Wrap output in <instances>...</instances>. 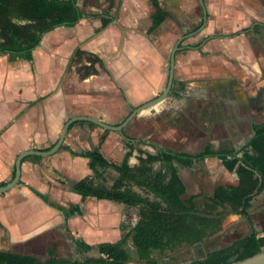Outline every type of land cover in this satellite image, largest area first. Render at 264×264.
<instances>
[{
    "label": "rangeland",
    "instance_id": "rangeland-1",
    "mask_svg": "<svg viewBox=\"0 0 264 264\" xmlns=\"http://www.w3.org/2000/svg\"><path fill=\"white\" fill-rule=\"evenodd\" d=\"M195 3L197 5H195V14L183 17V23L178 22L173 16L168 17L170 24L156 33L147 34L144 26V20L148 17L147 6L141 0L110 2L108 0H76L77 7L85 15L84 18L74 27L60 26L54 29V34H57L54 39H56L55 43L58 42L56 44L58 51L49 50V54L53 52L60 58L63 57V60L54 66V71L60 72L61 80H64L67 87H64L65 92L68 90L70 94L75 93L69 101L72 111H90L101 115L100 120L110 125L119 124L132 108L126 105V101H129L125 95L127 74L130 75L131 81L133 80L132 86L136 87L135 82L139 81L143 74L145 76L146 73L150 74L147 67L156 66V63H152L148 58L141 59L138 56L150 48L148 43L152 40L166 47L164 64L161 68L163 84L167 77L169 53L173 44L184 33L191 32L201 21L202 13L198 0H195ZM205 4L208 12L205 28L181 43V45L192 47L191 51L195 54L187 61V64L177 67L175 64L174 67V78L185 84L184 90L179 92V97L169 96L156 106L142 111L120 133L113 134L115 132L102 130L99 142H103L106 136L112 134L117 135L122 145L124 142L125 147L127 142L125 137L134 139L132 142L134 155H131L132 158L130 157L129 161L131 165H135L136 159L142 153L143 155L147 152L155 154L157 149L153 146L164 150L193 151L195 150L193 146L196 145L199 148L214 138L218 141L219 147H228L225 143L227 140H224L227 139L228 134L226 136L225 134L230 124L237 127V121L234 112L227 105L237 106L246 100L250 106H260L261 101L260 104L264 107V0H205ZM123 7L126 11H122ZM130 7L132 9H129ZM135 11L138 13L136 14ZM91 15H98V17ZM101 18L109 22L105 27L98 28L97 23L101 22ZM123 18L131 23L133 20V24L122 26L119 24V19ZM256 22L258 27L255 29ZM52 35L53 33L49 34V39H52ZM109 41L112 43V50L107 52L100 50V54H97L98 44L103 48L109 45ZM149 45L151 46V42ZM77 49L81 54L75 58L74 52ZM109 51L113 53L110 54ZM95 53L103 59L102 61L98 57L105 62L111 73L106 71L103 65L98 64L95 65V71L84 68L89 67L87 59L92 58L89 55H95ZM236 55L238 58L235 57ZM0 58H3L0 60L1 63L16 71L32 70L31 61H27L26 67H18L21 64L19 58L24 60L21 54L0 53ZM145 61L150 63L149 66ZM145 82L148 86V79H145ZM150 82H153V78ZM150 84L152 86V83ZM96 88L103 89L105 94L98 92ZM133 89V95H129V98L134 101V107L157 96H145L149 97L145 101L142 95L137 94L141 92V86L138 85V88ZM83 92L85 95L82 94ZM71 116L73 115L68 117ZM78 123L82 125L85 122ZM247 124H253L252 115L247 118ZM81 125L80 127H83ZM246 130L245 137L250 131L249 125ZM222 140L224 143L221 142ZM141 141L143 144L140 143ZM137 147H143L147 152ZM99 149L98 146L89 151L99 152ZM116 164L120 162L116 161ZM178 168L181 170L180 174L186 186V194L183 198L186 200L191 194H197L199 197L196 198V205L199 207H202L205 197L207 198L210 194L211 197L215 196L218 185L236 183L234 179H237L239 175L236 169L224 168L216 159L208 161L204 159L190 168ZM116 177L118 178V174L112 168H107L99 184L109 187V181ZM96 203L97 201L92 198L87 203L89 212L103 213V219H96L102 229L99 231L95 229L90 233L96 240L99 237L102 239L110 237L119 241L127 235L138 220V207H127L116 203L98 206ZM115 205L120 207L117 219L108 211L117 207ZM233 211L227 204L219 206L213 214L214 219L219 221L218 230L201 244L193 246L181 244L172 251L154 252L152 258L157 261V264H189L194 260L204 259L208 252L228 246L250 231L248 220L239 218L240 213ZM251 220L253 224L257 219ZM75 225L77 226L78 223L76 222ZM253 226L260 231L264 228V222L253 224ZM263 235L260 233L258 237ZM53 244L55 243L49 242L50 248L46 250L39 247L37 250L39 255L32 257L43 263L48 261L52 258L51 256H55L51 254V252L55 254V249H52ZM63 244L64 257L60 255L58 258L83 261L86 258L100 256L98 252L96 253V249L81 253L77 252L72 245L68 248L66 243L63 242ZM261 247V251L264 252V243H261ZM123 248L129 255L128 264L139 261L130 238H126Z\"/></svg>",
    "mask_w": 264,
    "mask_h": 264
},
{
    "label": "crops",
    "instance_id": "crops-1",
    "mask_svg": "<svg viewBox=\"0 0 264 264\" xmlns=\"http://www.w3.org/2000/svg\"><path fill=\"white\" fill-rule=\"evenodd\" d=\"M141 1L147 6L148 17L144 20V26L147 31L151 25V15L153 14L154 9L149 5L147 0ZM157 1L159 6L168 13L169 17L173 16L180 23H183V17H187L188 14H195V0ZM129 9H132V7ZM124 10L123 7L122 11ZM137 13L138 12H136V14ZM241 14L245 15L244 13ZM80 21L81 20H79V22ZM119 24L122 26H128L129 24H133V20L131 23L125 18L119 19ZM168 24H170V20L167 18L152 33L158 32L162 27ZM257 24L258 22L254 23V26ZM179 25L181 26V24ZM97 26H99L98 28H101V22H98ZM57 28L58 27L54 29ZM54 29L43 34L39 44L32 50L31 71H22L20 69V71H16L9 68L10 66H5L3 62L1 63L0 61V183H4V185L12 178L16 156L20 152L27 150L48 151L56 142L62 125L69 115H86L99 120L101 118V115L86 110L83 112L72 111L69 101L75 96V93L70 94L68 90L65 92L64 89L67 87H65L64 80H61L60 72L54 71V66L63 60V57L60 58L59 55L53 53L58 51L56 48L58 42L55 43L56 39H54L57 34H54ZM50 33H53L52 39H49ZM150 42L151 46L149 45ZM150 42L148 43L150 48L138 57L141 59L146 57L152 63H156V66L153 67L150 65V67H147L150 74L146 73V76L143 74V76L140 77V80L135 82V86L138 88L139 85L142 89L141 92L137 94L142 95L143 100L145 101L149 99V97L145 96H156L158 93H161L166 82L165 78V82L162 84L163 79L161 76V68L164 64L166 47L163 45L160 46L154 40ZM100 46L101 45L98 44V49H96V51H98L96 52L97 54L100 50L101 52L102 50L107 52V50H112L113 48L111 41H109V45L107 44L106 47H103L104 49ZM180 46L182 49L175 57L176 67L178 65L187 64V61L193 56V54H195L194 51H191L192 47L181 44ZM49 50H53V52L49 54ZM96 53L95 55L103 61V59ZM109 53L112 54L113 51H109ZM183 53H185V55H183ZM235 57L238 58L237 55ZM1 59L3 58H0V60ZM19 61L21 64L18 67H26V64L28 63L27 61H24L21 58H19ZM188 63L190 64V61ZM149 64L150 63H148V66ZM103 66L106 68V71L111 73L110 69L105 65V62H103ZM7 67L9 69H7ZM149 75H151L150 80L153 78V82H150L148 78ZM145 79H148L149 81L148 86H146ZM126 80H128V82L126 83L127 88L125 95L127 100H129L126 101V105L133 108L134 101L129 98V95H133V88L136 87L132 86L133 80L131 81L130 75L127 74ZM175 80L177 81L176 78ZM150 83H152V86ZM96 89L98 92L105 94L103 89H100L101 91L99 88ZM174 89L176 90V86ZM93 91H95V89H93ZM93 91H89V93H93ZM82 94L85 95L84 92ZM260 102V106H250L246 103V100L244 103L238 104L237 106L235 104L227 105L228 108H231V111L234 112L237 121V127H233V125L230 124L231 126L229 125L230 127H228L227 133L225 134V136L228 134L227 139H224L227 140L225 143H227L228 147H219L218 141L212 138L199 148H197L196 145L193 146L195 147V150L193 151L167 150L175 153L196 154L201 152L206 145H209L213 151L240 150L253 137L254 132L252 127L264 125V107H262ZM251 107H253L254 110H251ZM251 115L253 116V124L250 125L247 124V118ZM80 125L81 124L77 123L69 128L63 141V146L68 147L71 151L76 153L89 151L94 149V147L99 146V152L107 162L116 164V161H119L121 163L126 149L124 147V142L122 145L119 138H117V135H108L103 142H99L103 129L95 125L91 126L87 122L82 124L83 127H80ZM248 125L250 131L247 137H245L247 132L246 127ZM117 133L118 132H115L113 134ZM224 140L221 142L224 143ZM76 143L78 145H76ZM132 145L134 146V144ZM137 149L145 150L143 147H137ZM147 153L150 155L156 154L150 152ZM132 155H134L133 152ZM141 157L144 158L145 155L142 154ZM131 158L128 160L129 166L132 167L137 165V159L135 165L130 164L129 161ZM210 159H216L221 163L219 159L214 157L206 158L205 161ZM173 166L176 168L177 174L185 186L184 179H182L180 174L181 170L178 168L181 167L182 169H185V167L175 163H173ZM221 166L224 167L222 164ZM157 167L158 165H154V169H157ZM235 169L236 167L232 170ZM104 170L99 168L97 169V172L104 177ZM237 177V179H234L236 180V183L218 185L217 187L227 188L230 186H237L240 179L239 175ZM84 178H94L93 172L88 167V160L82 157L71 156L66 150H59L55 154L47 157L28 156L24 158L20 165V181L18 185L3 196H0V251L32 257L34 255H39V252L37 251L39 247L44 250L49 249V242H53L55 244L52 245V249H55V254L53 253L55 256L51 257L52 259L62 260L64 258H58V256L62 255L64 257L63 242L66 243L65 245L68 248H70V245L75 248L72 237L75 239H81L86 244L92 246L100 243L117 242V239H110V237L102 239L98 236L99 239L96 240L94 236L90 235L95 229L97 231L102 229L97 220L103 219V213L96 212L95 214L89 212L87 209V203L91 198L82 199L81 196L70 190L72 183ZM114 179L109 181L110 186ZM93 180L94 186H97L99 181L95 178ZM34 192L45 196L48 203L43 201ZM191 196L199 197L197 194H191L189 197ZM211 196L212 195L210 194L207 197ZM183 197L184 195L182 196V199L185 200ZM92 199L97 201L96 204L98 206H101V204L109 206L113 205L112 203H115L107 200ZM49 202L63 208L65 211L77 206L81 214L74 213L65 221L63 212L49 206ZM115 206L117 207L113 210L111 208L108 211L115 216V219H117L118 208L120 207L118 205ZM126 206L129 207L128 205ZM238 213H240V215L238 214L239 218L243 217L244 219H249L248 223L250 229L252 228L259 234L263 233L264 228L257 231L253 224L255 225L264 222V190L253 196L249 201L246 216L240 211ZM4 219L7 220L5 221ZM251 219L257 220L252 224ZM76 222L78 223L77 226L75 225ZM123 249L125 250V248ZM50 259L51 258H49V260Z\"/></svg>",
    "mask_w": 264,
    "mask_h": 264
},
{
    "label": "trees",
    "instance_id": "trees-1",
    "mask_svg": "<svg viewBox=\"0 0 264 264\" xmlns=\"http://www.w3.org/2000/svg\"><path fill=\"white\" fill-rule=\"evenodd\" d=\"M147 1L154 9L151 25L146 31L149 34L169 15L159 6L157 0ZM84 16L77 7L76 0H0V53L21 54L24 60L31 61L32 50L39 44L43 34L60 26L73 27ZM108 22L101 18L102 27ZM200 25L201 21L192 31ZM257 27L258 24L254 26L255 29ZM78 51L79 49L74 52L75 58L81 54ZM89 56L92 58L87 59L89 67H84L85 69L95 71L96 64L103 65L96 55ZM184 88L183 82L174 79L170 96L178 98L179 92ZM252 129L253 137L238 151H213L206 145L199 153L187 154L153 146L157 149L156 154L145 153V157H138V164L132 167L129 166L128 160L134 150L132 145L134 139L128 137H125L127 151L120 164L107 162L96 150L76 153L61 146L60 149L68 151L71 156L86 158L89 169L99 182L103 180L102 174L97 172L99 168H112L118 174V178L114 179L109 187L100 184L94 186V178L81 179L71 184L70 190L73 193L82 199L90 197L138 207V221L127 235L115 243L92 246L72 237L77 252L87 253L96 249L100 255L97 258H86L82 262L51 258L42 263L35 257L0 251V264H128L129 255L123 249L126 238H130L135 248L139 260L135 264H157L152 258L153 252L172 251L181 244L188 246L201 244L218 230L219 221L214 219L213 214L219 206L227 204L234 210L233 212L240 211L246 216L249 201L264 190V125L253 126ZM209 157L219 159L221 164L230 170L236 167L240 179L237 186L216 187L215 196L205 197L202 207H199L195 202L196 196L182 199L186 189L173 163L190 168ZM154 165H158L157 169H154ZM3 185L4 183H0V186ZM133 186L144 188L160 201H150L141 197L132 190ZM34 193L48 203L45 196ZM49 206L62 211L65 221L74 213L81 214L77 206L68 211L50 202ZM261 243H264V235L258 237V232L251 228L249 234L243 238L208 253L202 260H194L189 264H232L261 252Z\"/></svg>",
    "mask_w": 264,
    "mask_h": 264
},
{
    "label": "water",
    "instance_id": "water-1",
    "mask_svg": "<svg viewBox=\"0 0 264 264\" xmlns=\"http://www.w3.org/2000/svg\"><path fill=\"white\" fill-rule=\"evenodd\" d=\"M198 3L201 8V12H202L201 25L195 31H192L190 33H185L182 36H180L173 44L170 50V53H169L166 82L159 95H157L155 98L139 106L133 107L128 113V115L117 125H110L99 119H96L91 116H86V115H76V116L67 117L62 125V128L60 130V133H59V136L56 142L50 147L48 151L27 150V151L20 152L16 156L15 161H14L12 178L9 182L5 183V185L0 186V196H3L5 193H7L8 191H10L11 189H13L14 187L18 185L20 181V165H21L22 160L28 156L47 157V156H51L55 154L57 151H59L60 147L62 146L63 141L66 137V134L71 125L78 123V122H87L103 130L120 133L128 125V123L139 113L153 106H156L157 104L161 103L164 99L168 98L171 93V87L173 84V80L175 79L174 78L175 57H176V54L182 49L180 44L185 39L193 37L199 32H201L206 26L208 17H207V10L205 7L204 0H198ZM151 112L153 113L154 111H151ZM132 190L136 194L140 195L141 197L148 198L150 201H154V200L158 202L160 201L158 198H155L152 193L145 191L144 188L134 186ZM232 264H264V252L261 251L251 257L245 258L241 261L234 262Z\"/></svg>",
    "mask_w": 264,
    "mask_h": 264
},
{
    "label": "flooded vegetation",
    "instance_id": "flooded-vegetation-1",
    "mask_svg": "<svg viewBox=\"0 0 264 264\" xmlns=\"http://www.w3.org/2000/svg\"><path fill=\"white\" fill-rule=\"evenodd\" d=\"M213 251H214V250H213ZM211 252H212V251H211ZM208 253H210V252H208ZM208 253H207V254H208ZM207 254H206V255H207ZM206 255H205V257H206Z\"/></svg>",
    "mask_w": 264,
    "mask_h": 264
}]
</instances>
